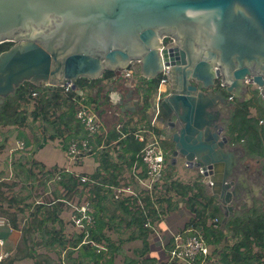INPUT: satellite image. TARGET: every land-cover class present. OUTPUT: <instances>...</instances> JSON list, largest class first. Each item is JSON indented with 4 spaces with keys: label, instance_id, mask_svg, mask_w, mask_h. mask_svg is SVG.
<instances>
[{
    "label": "water",
    "instance_id": "obj_1",
    "mask_svg": "<svg viewBox=\"0 0 264 264\" xmlns=\"http://www.w3.org/2000/svg\"><path fill=\"white\" fill-rule=\"evenodd\" d=\"M3 43L0 107L25 82L66 86L132 62L144 78L165 74L152 109L172 159L199 170L224 226L251 194L222 119L228 95L247 101L249 85L264 102V0H0Z\"/></svg>",
    "mask_w": 264,
    "mask_h": 264
},
{
    "label": "trees",
    "instance_id": "obj_2",
    "mask_svg": "<svg viewBox=\"0 0 264 264\" xmlns=\"http://www.w3.org/2000/svg\"><path fill=\"white\" fill-rule=\"evenodd\" d=\"M12 45L0 44V53L7 51ZM115 76L114 71L106 70L98 79L76 80L74 88L36 86L25 82L0 107V126L22 127L28 117H31L33 122L42 125L43 136L39 137L34 132H31V137L23 132H19L17 136L18 140L24 143L31 159L37 151L56 140L61 142L59 146L67 153L73 141L86 136L76 119L79 106L81 104L92 106L93 103H98L97 96L95 98L88 96V91L100 87L106 80L114 79ZM162 79V75L151 79L143 77L139 86L143 101L141 120L146 123L149 132L159 138L164 137L161 142L167 168L161 183L151 193L140 190L137 196H122L115 199L113 188H121L120 168L110 155V147L106 148L103 145H111L115 139L122 137L117 144L123 155H119L118 158L127 159L128 166L135 164L136 167H141L140 178L146 177L140 158L145 143L138 141L142 130L128 129V126L122 124H117L106 137L102 132L93 139L95 152L90 156L95 158L98 167L92 174H76L58 166L46 169L41 163L40 165L31 163L32 168L39 166L42 170H46V177L49 179L58 176L59 179L55 181L62 193L56 195L52 201L32 205L24 204L28 197L21 199L14 196L6 197L0 191V218L13 229L22 232L21 241L26 246L23 251L25 257L34 259L36 264H115L116 256L121 253V246L133 240L141 241L142 248L138 257H145L149 253L148 240L153 233L152 227L160 223L166 214L177 210L180 199L192 215L183 230L188 228L198 230L206 244L211 247L207 264H264L262 208L255 205L243 210L231 216L225 226L221 227L222 212L216 197L210 196L202 183L201 175L190 184H183L175 179L176 174L171 165L174 145L172 141L166 139L163 131L154 128L147 120L151 100L156 95ZM22 102H25L26 106L30 103L34 104L29 116L26 109L20 110ZM232 104L234 107L226 124V133L231 146L239 144L247 158H258L264 162L262 98L255 91L247 101L234 99ZM93 107L101 118L98 107ZM251 109L256 110L257 116L251 115ZM126 154H128L127 158L124 157ZM32 168L26 170L29 180L34 176ZM262 171L264 174V164ZM83 178H86V181H83ZM13 186L15 184L9 188L12 189ZM0 187L3 188L5 185L1 184ZM83 199L93 208L94 227L87 228L88 233L82 230L67 235L66 224L64 225L61 216L66 207L71 208L70 204L74 200L81 202ZM26 210L30 211V214L23 222L19 215H25ZM121 229L131 230L129 236L126 239L114 240L109 232L119 234ZM225 237L229 238L230 243L221 247ZM84 238L88 243H83ZM95 245H104L106 250L98 251ZM38 247L56 252L59 255L58 261L55 262L48 255L38 254L35 250ZM168 251L169 247L166 250L167 254ZM176 262L167 261L162 264H177ZM123 264H157V260L151 258L139 261L136 258L126 257Z\"/></svg>",
    "mask_w": 264,
    "mask_h": 264
},
{
    "label": "rangeland",
    "instance_id": "obj_3",
    "mask_svg": "<svg viewBox=\"0 0 264 264\" xmlns=\"http://www.w3.org/2000/svg\"><path fill=\"white\" fill-rule=\"evenodd\" d=\"M128 70L133 71L130 76H126L125 74V72ZM113 71L116 74L114 79L106 80L100 85V87L88 91L87 94L92 98H95L97 96L96 99L98 103H93L92 106L98 107L97 110L103 117V119L102 117L100 118L103 127H108L109 125H113L112 127H116L117 124H122V126H128V129H141V134L143 133L144 135L148 136L146 142L152 141L155 138L158 140L160 146L163 148V144L161 141L164 137L159 138L156 135L151 136V133L147 129L148 127H146V123L141 120L143 115L141 111L143 101L141 98V91L139 86L141 85L140 81L143 76L140 71V64L138 62H132L128 64L125 68L116 69ZM218 80L216 87L218 85ZM159 87L160 89H162V92L158 88L156 96L160 95L159 98H163L169 92V85L161 81ZM255 91H257L258 95L262 98V96L260 95V91L256 90V88L253 87L249 89L247 95L249 99L253 96V92ZM112 97L114 101H117L116 104L109 101V99L111 100ZM20 105V110L26 109L29 116V113L33 110L34 104L30 103L28 106H26L25 102H22ZM232 110V108H229L223 113L224 117L222 119V125H225V123L228 121ZM106 111L109 113L107 114ZM151 114L152 111L150 108L148 111L147 120L154 127L155 124H153V120L151 121ZM19 132H23L28 137H31V132H34L39 137L43 136L42 125L39 122H33L31 117H28L26 124L22 127L0 126V185H5V187L3 188L0 187V191L4 193L6 197L14 196L19 197L20 199L23 197H28V199L25 200L24 204L36 205L39 202L52 201L56 197V195H60V193H62V190L60 189L56 181H52V177L50 179L46 177V170H42L39 166L32 168L31 163H37L38 165H40L39 163H41L46 167V169L52 168L57 165L58 167L63 168V165H67L68 159L65 157V151L59 146L61 145V142L59 140L49 142L43 149L36 152V160H34L33 158L31 159L30 155H28L27 150L10 153V150L12 149V147L15 146L16 141L19 142L17 138ZM163 132L164 134H166L165 130H163ZM86 158L87 157L81 159L80 161H77L76 164L79 165L81 161ZM75 166L76 165L74 164V162H72L71 168L74 169ZM91 167L92 165L88 166L86 163L82 165V168L87 171H91ZM29 168H32L34 172V176L31 177L30 180L27 178L28 173L26 171ZM253 168L255 174L260 176L264 175L261 168ZM13 184H15V186H13L12 189L9 188ZM25 212V215H19V218L22 219L23 222L28 218V215L30 214V211L26 210ZM62 219L64 225L66 224L65 228L67 229V231L72 233V230L74 229L70 226L69 228L66 227L68 226V221L71 219L70 208L66 207L65 212L62 214ZM155 226L152 227L153 231ZM77 232L80 231L77 230ZM116 234L112 235V238L114 240H117L121 236H118ZM168 241L170 243L171 238H169ZM132 246L133 245H131L130 247ZM51 253L54 260L57 261L59 256L55 255L54 252ZM139 253L140 249L136 250L131 248L129 250H126V252H122L121 250V253L116 256L117 264L123 263L126 257H138ZM151 255L159 259L163 258L162 251L158 248V246L155 245L153 246ZM167 260L176 262V260ZM176 263L179 264L181 262L177 261Z\"/></svg>",
    "mask_w": 264,
    "mask_h": 264
},
{
    "label": "crops",
    "instance_id": "obj_4",
    "mask_svg": "<svg viewBox=\"0 0 264 264\" xmlns=\"http://www.w3.org/2000/svg\"><path fill=\"white\" fill-rule=\"evenodd\" d=\"M159 89H160V87H159ZM160 90L162 92V89H160ZM110 97H111V95H110ZM159 97H160V95H157V96L155 95L153 100H151V111H152L151 121L153 120V124H155L154 128H156L160 131H163L162 129H160L161 127L159 126V123L154 122V111L152 109L154 102H155V99L157 100V99H159ZM161 97H162V95H161ZM111 100H113V97L111 98ZM229 108L233 109L232 103L229 106ZM251 115L257 116V112L255 109H251ZM226 124H227V122L224 125L225 126L224 134L227 136ZM109 126H111V125H109ZM109 126L103 127V133L105 134V137L107 136L108 132L114 128V127H112L113 125L111 127H109ZM140 132H142V131H140ZM150 133H151V136H155L152 132H150ZM140 135H141V137H144V139L147 140L148 136L144 135L143 133ZM121 138L122 137H118L117 139H115V141L111 145H105V146L103 145V147H106V148L110 147V155L112 156L115 163H118V165H119V168H120L119 180H121V182H120L121 188L130 187L131 190H134L135 192H139L141 190V187L139 185L138 179H141L140 177H141L142 169H141V167L140 168L136 167L135 164H133V166H128V164H127L128 160L127 159H125V158L119 159L118 158L119 155H123V152L120 149V146H118V144H117ZM140 143H142V142H140ZM16 145H17V141H16L15 146L12 147V149L10 150V153L16 152V151L20 152V151L16 150ZM232 146L234 147L232 152L235 154L236 157H239V156H241V154L244 153V150H243L241 145L238 144V145H232ZM28 155H30V154L28 153ZM35 155L32 157L34 160H36ZM127 156H128V154H126V156H124V157L127 158ZM65 157L68 159V161H67V165H63L64 166L63 168H65L67 171L74 172L76 174H82V173L92 174L98 167V163L95 161V158L90 156V157H87L86 159L82 160L79 165L74 163L76 166L74 167V169H72L71 168L72 162L67 157L66 153H65ZM85 163L88 166L92 165L91 171H87V170H84L82 168V165ZM263 164H264V162L261 159L247 158L245 156V153L241 157L240 165L242 167V173H243L244 179H245V181H242L244 183L242 185L246 187L247 184L248 185L251 184V188H252L251 191L252 192H251V194L248 195V193H246V191H242L243 200L238 205L240 208L236 211L235 214H237L243 210L244 211L248 210V209L254 207L255 205L264 210V175L260 176V175L255 174V171L253 168V167H255V168H261L262 169ZM55 165H57V164H55ZM171 165L173 166L175 174H176L175 179L179 180L183 184H190V183L194 182L196 180V178H198L201 175L198 169L191 168V167L187 166L186 163L183 161V159H181L180 157H178L175 161L171 158ZM75 168H76V170H75ZM166 168H167V165L165 162V169ZM165 169H164V171H165ZM125 196H127V195H125ZM216 201L219 205V201H218L217 197H216ZM178 202H179V208L175 211H172V212H169L168 214H166L165 217L163 218V220L160 223L156 224L154 231L150 235V238L148 240V243H149L148 255H146L145 257H141V258H139V257H130V258H136L139 261H142L144 259L153 258V259L157 260V264H162V263L168 261L167 260L168 254L166 253V250L169 247L168 246L169 238H171L173 235L182 231L186 227V224L188 223L190 218L192 217L190 212L184 207V203H182L180 199H178ZM222 215H223V217H222V220H223L224 219V213L223 212H222ZM69 226L72 227L74 230H72V233H71V232H68L66 229L67 235H72L74 232H77V229L72 226L70 220L68 221V226H66V227L69 228ZM223 226L224 225L222 224V221H221V227H223ZM119 231H120L119 234H116L113 231L109 232V234H111V236L114 234H116L118 236L121 235L120 238L126 239L129 236L131 230L121 229ZM0 238L3 239V241H4V246L0 247V254H2V253L8 254L7 258L0 261V264H36L34 259H31V258L24 256L23 251L25 250L26 246H24L22 244V241H21L22 232L20 230L13 229L10 225L1 226L0 227ZM131 245H133V246L130 247ZM154 245L158 246V248L162 251V253H163L162 259L156 258V257L151 255V252L153 250ZM28 246H29V244H28ZM131 248L136 249V250L141 249L142 248L141 241L133 240L130 242H126L121 246L122 252L123 251L126 252V250H129ZM35 250L38 254L48 255L51 259L54 260V258L52 257V253H51L54 251H48L45 248H40V247L36 248ZM54 254L57 255L56 252H54ZM63 255L64 254H62L61 257H63ZM58 259H59V257H58ZM57 261H55V262H57ZM115 264H117V259H115ZM121 264H123V263H121Z\"/></svg>",
    "mask_w": 264,
    "mask_h": 264
},
{
    "label": "built area",
    "instance_id": "obj_5",
    "mask_svg": "<svg viewBox=\"0 0 264 264\" xmlns=\"http://www.w3.org/2000/svg\"><path fill=\"white\" fill-rule=\"evenodd\" d=\"M165 44L172 43V40L165 38ZM133 73L132 70L125 72L126 76H130ZM165 74H163L162 82H165ZM246 84H249V79L245 80ZM218 87L225 88L222 80H218ZM66 88H74V82L68 83ZM228 100L232 103L234 101L233 96L228 95ZM112 103L116 104L117 101L111 100ZM76 119L82 126L86 136L79 140L73 141L67 151V157L70 161L77 163L81 159L90 156L93 154L94 147L92 145L93 139L96 136L100 135L103 132V125L99 118V115L95 111L93 106L87 104H81L76 113ZM140 142H144L145 145L140 153V158L142 165L145 169L146 177L144 179H138L141 190L148 191L151 193L162 181L163 173L165 169V153L163 148L160 146V143L157 139L146 142L144 137L138 136ZM102 147H99L101 149ZM16 150L24 151V143L22 141L17 142ZM59 179L58 176H54L52 181ZM83 181H86V178H83ZM115 199H118L122 196H137L138 192L131 190L130 187L126 188H113ZM71 209V219L70 222L74 228L79 230H86L87 228L94 227V217H93V208L90 203L84 199L81 202L74 200L70 204ZM240 208V207H239ZM8 226V223L0 218V227ZM88 233V230H86ZM83 243H88L86 238H84ZM94 245L93 243H91ZM4 246L3 239L0 238V247ZM96 246V245H95ZM98 251H105L106 248L104 245L96 246ZM169 260H176L183 264H207L208 257L211 255V247L208 246L203 239V236L198 230L193 228H188L179 232L171 237L169 243L168 251ZM7 253L0 254V261L7 258Z\"/></svg>",
    "mask_w": 264,
    "mask_h": 264
},
{
    "label": "flooded vegetation",
    "instance_id": "obj_6",
    "mask_svg": "<svg viewBox=\"0 0 264 264\" xmlns=\"http://www.w3.org/2000/svg\"><path fill=\"white\" fill-rule=\"evenodd\" d=\"M217 80H218V79L215 80V87H216V84H217ZM253 87H254V86L249 85V89H250V88H253ZM217 88H218V86L216 87V89H217ZM255 88H256V87H255ZM256 90H258V89L256 88ZM258 91L261 92V90H258ZM260 95H261V93H260Z\"/></svg>",
    "mask_w": 264,
    "mask_h": 264
}]
</instances>
